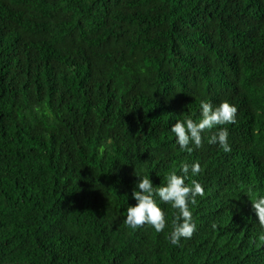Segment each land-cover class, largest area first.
Listing matches in <instances>:
<instances>
[{
  "label": "trees",
  "instance_id": "trees-1",
  "mask_svg": "<svg viewBox=\"0 0 264 264\" xmlns=\"http://www.w3.org/2000/svg\"><path fill=\"white\" fill-rule=\"evenodd\" d=\"M201 100L235 105L230 152L175 143ZM194 161L190 239L170 204L124 224L136 174ZM259 196L264 0H0V264H264Z\"/></svg>",
  "mask_w": 264,
  "mask_h": 264
},
{
  "label": "clouds",
  "instance_id": "clouds-1",
  "mask_svg": "<svg viewBox=\"0 0 264 264\" xmlns=\"http://www.w3.org/2000/svg\"><path fill=\"white\" fill-rule=\"evenodd\" d=\"M236 112L235 105L227 101L214 106L208 101L201 100L199 117L195 120L190 117L177 119L171 126L170 132L174 135L175 143L179 148L191 153L194 148L202 147L203 133L216 129L207 137V143L218 144L224 152H230L228 129L220 126L235 123ZM199 172L198 162L184 163L180 168L181 174L170 171L156 186L149 176L135 173L139 177L132 192V198L136 203L127 207L124 224L132 229L150 225L155 232L160 233L165 229L166 220L159 204H170L175 214L167 239L172 245L180 246L181 240L190 239L196 229L189 205L195 204L197 196L204 195V188L195 179H191L190 183L186 181L190 177L197 176ZM251 201L257 221L264 229V196ZM212 228L216 229L217 224L213 223Z\"/></svg>",
  "mask_w": 264,
  "mask_h": 264
}]
</instances>
